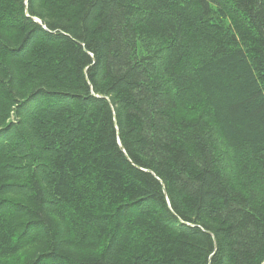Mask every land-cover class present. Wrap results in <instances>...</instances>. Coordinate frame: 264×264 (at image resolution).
I'll return each instance as SVG.
<instances>
[{"label": "trees", "instance_id": "obj_1", "mask_svg": "<svg viewBox=\"0 0 264 264\" xmlns=\"http://www.w3.org/2000/svg\"><path fill=\"white\" fill-rule=\"evenodd\" d=\"M0 264H264V0H0Z\"/></svg>", "mask_w": 264, "mask_h": 264}]
</instances>
